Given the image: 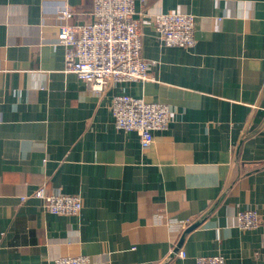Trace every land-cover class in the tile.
<instances>
[{
    "label": "crops",
    "instance_id": "0c3cea01",
    "mask_svg": "<svg viewBox=\"0 0 264 264\" xmlns=\"http://www.w3.org/2000/svg\"><path fill=\"white\" fill-rule=\"evenodd\" d=\"M63 6L94 20L92 0H0V264H264V0H136L153 79L103 92L65 71ZM159 12L194 14L195 45H163ZM118 94L168 105L150 146L116 127ZM41 186L82 211L48 212ZM250 208L262 223L242 230Z\"/></svg>",
    "mask_w": 264,
    "mask_h": 264
},
{
    "label": "built area",
    "instance_id": "2783aa9c",
    "mask_svg": "<svg viewBox=\"0 0 264 264\" xmlns=\"http://www.w3.org/2000/svg\"><path fill=\"white\" fill-rule=\"evenodd\" d=\"M136 0H92L91 23L77 27L69 23L74 12L63 6L56 34L58 44L65 46V71L75 73L96 92H103L112 83L150 81L151 62L143 55L141 19L136 17ZM155 32L165 46L193 47L196 43L195 15L188 12H159L153 16ZM115 125L125 131H136L143 147L154 141V132L163 131L171 122L166 103L142 97L118 94L112 99ZM44 208L54 214L79 215L83 199L77 194H48L44 186L33 194ZM24 200L25 197H22ZM238 226L242 230L258 228L262 223L257 209L240 210ZM178 256L186 257L185 251ZM54 264H92L87 255H67ZM193 264H227L223 255L197 256Z\"/></svg>",
    "mask_w": 264,
    "mask_h": 264
},
{
    "label": "water",
    "instance_id": "95a60500",
    "mask_svg": "<svg viewBox=\"0 0 264 264\" xmlns=\"http://www.w3.org/2000/svg\"><path fill=\"white\" fill-rule=\"evenodd\" d=\"M192 228H193V227L188 228V229L186 230V232H189L190 230H192ZM178 250H179V248L176 249V251H178Z\"/></svg>",
    "mask_w": 264,
    "mask_h": 264
}]
</instances>
